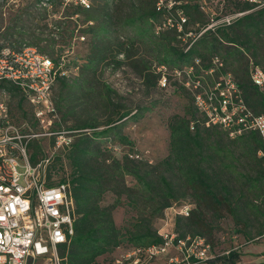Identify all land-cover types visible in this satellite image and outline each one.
Here are the masks:
<instances>
[{
  "label": "rangeland",
  "instance_id": "374dc122",
  "mask_svg": "<svg viewBox=\"0 0 264 264\" xmlns=\"http://www.w3.org/2000/svg\"><path fill=\"white\" fill-rule=\"evenodd\" d=\"M44 1L46 4L49 2ZM176 1L178 6L187 2L191 4L188 15L190 28L195 33L200 27H208L223 15L243 12L245 16L264 8V0ZM55 2L58 3L57 6L46 10L45 5L38 0H0V49L5 45L18 48L33 41V35H38L43 38L40 43L42 46H46L49 39L56 41L54 52H47L50 56L67 54L71 62L80 64L77 71H70L66 78L59 79L54 88V100L61 116V127L96 123L97 129H102L107 127L106 121L110 117L117 118L123 111H129L131 114L137 112L140 115L138 119L127 118L120 121L123 122L121 131L133 142L132 145L119 142L114 135L100 139L97 143L103 150L112 152L118 158L126 156L129 152L139 153L140 159L155 167L158 175L168 176L174 183L178 196L171 203L175 208L165 209L161 215L154 216V209L144 207V201H140L136 207L125 189L117 184L108 187L101 204L116 206L113 209V218L124 233L132 230L133 225L141 219L150 221L159 234L176 230L175 220L178 214L175 209L183 203L191 204L192 209L197 207L196 198L184 185L181 174L176 168L168 170L165 166V160L172 151L170 119L175 115L192 119V114L196 112L191 94L182 86L185 77L176 76L172 72L168 84L162 86L158 82L156 72H142L145 63H148L152 71L158 70L159 64L156 46L149 39L156 38L152 36V26L140 21L128 22L129 18L141 13L140 0H86V4L82 3V0ZM78 3L85 8L89 7L97 20L86 22V14L82 12L67 15L76 9ZM250 4H253V7H248ZM104 17L107 33L101 42L95 39V33L91 29L88 30V25L97 26ZM261 28L263 33L258 37L255 30L236 32L231 26L226 28L231 34L235 31L240 40L247 42L252 39L259 46L257 56L253 54V47L246 50L243 64L235 62L236 58H230L226 63L228 70L235 74V70L249 63L248 56L264 62V21ZM165 29L175 30L173 27ZM174 30L167 31V36L176 37L173 44L184 48V36ZM216 35L220 40L224 38L223 31H218ZM223 44L227 46L224 39ZM243 47L245 48V45ZM103 49L104 58L99 59L93 68L85 67L89 57L101 53ZM218 50L226 57L224 47L221 46ZM105 83L109 84L114 92L107 91ZM10 94L13 117L18 122H29L35 130H42L41 126L34 123L29 104L22 102L21 109L19 93L11 91ZM23 110L27 111L26 115ZM89 131L91 133L92 129ZM218 131H221V134L213 131L211 137H206L204 152L209 154V158L204 162V166L208 168L210 176L219 182L218 196L223 204L215 212L203 210L200 223L191 226L192 228L187 227L185 221L182 222L179 231L186 230L191 236H206L213 244L215 258L235 250L240 255L236 264H264V162L259 154L254 157V154L248 151L244 140L232 138L223 130ZM217 139L221 149L210 150V142ZM31 143L40 147L39 159L52 152L54 138L40 136ZM55 168L59 176H71L72 168L66 152L59 158L56 157ZM126 179L127 185L132 187L131 191L139 188L135 178L128 176ZM143 209L145 210L141 213L140 210ZM128 245V242H123L100 255L96 264H114ZM36 264H42V261ZM202 264L226 263L213 261Z\"/></svg>",
  "mask_w": 264,
  "mask_h": 264
},
{
  "label": "built area",
  "instance_id": "2783aa9c",
  "mask_svg": "<svg viewBox=\"0 0 264 264\" xmlns=\"http://www.w3.org/2000/svg\"><path fill=\"white\" fill-rule=\"evenodd\" d=\"M82 3L86 4V0ZM177 3L157 0L156 9L165 12L166 19L156 26V32L175 28L184 36L185 50L206 30L230 25L244 14L223 15L196 34L186 28L187 14ZM66 56L62 55L57 66L50 56L25 43L18 48L5 45L0 49V83L8 81L19 89L31 108L34 123L42 127L35 130L27 121L18 122L13 117L10 92L0 88V264H63L61 248L69 245L75 233L79 214L70 184L54 182L55 178L50 177L54 154L70 145L78 131L60 126L61 116L54 100L58 76L78 70L77 66H70L60 71L69 62ZM196 64L172 72L185 77L183 84L193 94L206 126H218L232 138L256 131L264 141V113H256L246 102L233 73L224 71L222 57L213 56L212 66L207 69L200 60ZM250 65L253 84L264 92V66L253 59ZM157 69L162 72L160 84L166 86L168 68L161 65ZM40 136L53 137V149L33 162L30 145ZM259 155L264 162V150ZM169 208L174 209L175 205ZM191 210L189 203L175 209L182 216H189ZM160 235L164 238L160 243L125 248L115 263L201 264L214 256L213 245L205 236L180 237L175 230Z\"/></svg>",
  "mask_w": 264,
  "mask_h": 264
},
{
  "label": "trees",
  "instance_id": "16d2710c",
  "mask_svg": "<svg viewBox=\"0 0 264 264\" xmlns=\"http://www.w3.org/2000/svg\"><path fill=\"white\" fill-rule=\"evenodd\" d=\"M38 1L45 5L44 8L46 10L58 4L55 2L56 0H48L49 2L47 4L44 0ZM156 3L157 0H140V5L142 6L141 13L134 18H129L128 22L135 23L140 21L152 26V36L156 38L153 39L150 37L149 39L150 42L156 46L155 50L158 66L165 65L168 68V78L174 69L197 65V60H200V64L204 69L210 68L212 66V58L216 55L222 57L225 64L224 71H230L226 66V63L231 60L230 58H236L235 62L243 64L246 50H250L251 47L254 49V56L258 55L259 46H257L252 39H248L247 42L240 40L236 32L255 30L256 37L260 36L263 33L261 26L264 21V8L256 11L255 14L252 13L245 16L243 14L232 23L234 24L233 26L232 24L222 25L212 28V31L211 28L206 30L196 39L188 50H185V47L180 48L173 44L176 37L171 38L167 36V31L174 29H164L156 33V26L166 17L165 12L156 9ZM252 5L253 4H250L248 7L251 8L253 7ZM181 7L185 12L187 9L186 14L188 19L186 27L187 29H191L188 12L192 6L187 2V4H182ZM79 12L86 14V22L97 20L92 10H90L89 7L85 8L81 3H78L76 9L72 12H68L69 14L67 15H73V13L78 14ZM255 15L259 16L256 17ZM105 17L97 23V26H94V24L88 25V30L91 29L95 33V39L101 42L104 41V37L107 33V24L104 20ZM228 26L235 28L237 31H233V34H231L230 31L226 29ZM203 27L204 26L200 27L196 33L198 34ZM214 30L223 31L224 38L220 40L216 35L218 31L216 32ZM33 39L34 40L27 43V45L36 47L39 52L48 56L50 55L47 52L50 50L54 52L57 44L54 39L47 40L46 46L40 44L43 41V38L40 36L33 35ZM223 39L227 41V46L223 44ZM243 45H245V48ZM221 46L225 48L226 57H223V55L219 53L218 49ZM60 49L62 50V48ZM104 53L103 49L101 53L89 57L85 67L93 68L99 59L104 58ZM62 55L63 54H59L57 57H50L54 59L57 66H59ZM248 57L249 63L247 65L244 64V67L241 66L235 70V74L232 71L230 72L233 73L235 79L239 83L246 102L256 113H264V92L252 82L250 59H253L255 63L261 64L262 66H264V62L257 61L250 56ZM66 58L69 62L66 63L60 71L70 66H77L80 68V64L71 62L68 56H66ZM197 68H199V66H197ZM142 72H156L158 82L160 83L159 80L162 76V72L159 70L152 71L148 63L144 64ZM218 75L217 73L216 77ZM61 78L66 77L65 75L58 76L57 82ZM182 86L193 98L191 91L183 83ZM105 87L107 91L114 92V89L109 84L105 83ZM0 88L8 89L10 92H17L20 95L19 89L11 82L4 81L0 83ZM19 97V106L23 109L22 102L26 101L23 97ZM195 110L196 112L192 114V119L175 115L169 122L172 151L171 155L165 160L166 169H177L184 179V185L192 192L197 201V207L191 210L189 216L177 215L175 220V231L180 230L181 224L184 221L189 228L198 225L201 221L200 217L203 214V210L215 212L218 210L219 206L223 204L222 199L218 196L219 189L217 187L219 182H216L210 176L208 168L204 166V162L209 158V154H205L204 148L206 145V137H211L213 131L217 134H221V131H218V129H220L225 131L227 135L229 134L226 130L218 126H206L205 119L196 106ZM23 113L26 115L27 111L23 110ZM139 117L140 115L137 114V112L131 114L129 111H123L117 118L110 117L106 121V128L97 129L98 125L96 123H83L77 127H69L78 131L74 133L73 142L60 150L64 151L63 153L66 152L67 158L70 161L72 168L70 177L59 176L58 170L55 168L56 157L59 158L63 153L58 152V154L53 157L50 167V177L55 178L54 182L66 181L70 184V189L75 200L76 211L79 214L75 222V233L69 245L61 248V256L64 258L63 264H96L97 257L120 246L123 242H128L130 244L128 245L129 247L145 246L163 241V236L155 230L147 219L137 221L133 225V229L129 230V232H122L113 218V209L116 206H104L101 204V200L111 184L121 185L136 207H138L137 204H139L140 201H144V207L154 209V216L161 215L165 209L173 205L171 204L172 201L178 198L172 180L165 174L158 175L155 167L140 159L139 153L129 152L126 156L118 158L112 152L103 150L97 143L100 139H107L110 138L111 135H114L119 142L132 145L133 142L121 131V124L123 122L120 121L126 120L127 118L138 119ZM90 128L92 129L91 133L89 131ZM235 138L244 140L246 148L249 149L248 151L250 153L252 152L254 154V157H257L260 150H264V141L256 131H251ZM209 145L212 151L221 149L218 139L210 142ZM31 147L33 148L32 152ZM40 152V147L37 144L31 143L30 158L33 162L38 160V154ZM130 155H133V157ZM134 155L138 157H134ZM260 159L263 160L261 156ZM128 176H132L137 180V184L139 185L137 190L131 191L132 187L127 185L126 178ZM221 185L223 186L222 183ZM223 187H226V185ZM144 210L145 209L140 210L141 213H143ZM177 233L180 237L188 236L186 230H181ZM195 235L196 234L193 236ZM197 235L204 236L203 234ZM214 258L215 254L204 262L224 261L226 264H236L240 255L237 251L231 250L222 257Z\"/></svg>",
  "mask_w": 264,
  "mask_h": 264
}]
</instances>
